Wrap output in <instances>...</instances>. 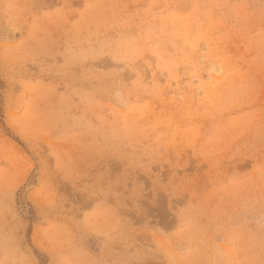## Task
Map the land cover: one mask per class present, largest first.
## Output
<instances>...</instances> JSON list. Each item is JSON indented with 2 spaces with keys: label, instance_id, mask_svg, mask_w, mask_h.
Wrapping results in <instances>:
<instances>
[{
  "label": "rangeland",
  "instance_id": "obj_1",
  "mask_svg": "<svg viewBox=\"0 0 264 264\" xmlns=\"http://www.w3.org/2000/svg\"><path fill=\"white\" fill-rule=\"evenodd\" d=\"M0 264H264V0H0Z\"/></svg>",
  "mask_w": 264,
  "mask_h": 264
}]
</instances>
